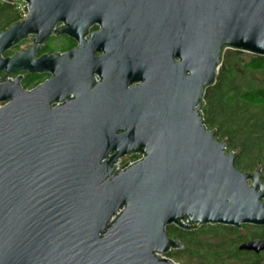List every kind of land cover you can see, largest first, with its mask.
<instances>
[{
  "label": "water",
  "instance_id": "water-1",
  "mask_svg": "<svg viewBox=\"0 0 264 264\" xmlns=\"http://www.w3.org/2000/svg\"><path fill=\"white\" fill-rule=\"evenodd\" d=\"M9 1L28 13L0 34V264H176L159 257L183 247L167 226L264 227L263 169L238 171L199 114L226 49L264 57V0ZM51 36L77 48L36 57ZM110 37H126L121 81L93 57ZM22 72L50 79L3 83Z\"/></svg>",
  "mask_w": 264,
  "mask_h": 264
},
{
  "label": "trees",
  "instance_id": "trees-1",
  "mask_svg": "<svg viewBox=\"0 0 264 264\" xmlns=\"http://www.w3.org/2000/svg\"><path fill=\"white\" fill-rule=\"evenodd\" d=\"M20 21L16 2L0 0V34ZM243 54L224 51L215 83L203 93L199 114L205 129L214 132L226 153L235 155V168L242 173L262 168L264 184V57L248 54L245 60ZM10 55L6 51L3 57ZM165 233L183 246L167 254L178 263L264 264V252L238 250L246 241L264 240V227L206 224L185 231L170 225Z\"/></svg>",
  "mask_w": 264,
  "mask_h": 264
},
{
  "label": "flooded vegetation",
  "instance_id": "flooded-vegetation-1",
  "mask_svg": "<svg viewBox=\"0 0 264 264\" xmlns=\"http://www.w3.org/2000/svg\"><path fill=\"white\" fill-rule=\"evenodd\" d=\"M102 29V26L99 23H94L91 29L89 30V34H98ZM110 43L112 42L113 45L109 47V40H108V47H104L99 40L96 43L95 50L93 52V57L96 60L102 59L103 57H107L108 63L104 67L105 72L102 73L103 75L107 76L113 81H121L124 79L126 74V37L119 38V37H110ZM113 38V39H112ZM87 40V38H85ZM33 36H28L25 40L20 42L14 48L8 50L11 52L10 57L20 51L26 50L30 48L33 43ZM77 48V43L69 38L68 36H51L42 46H40L39 52L36 57H40L43 55H53L58 54L60 56L65 55L66 53L74 50ZM3 57V54H2ZM5 58V57H3ZM7 58V57H6ZM174 62H178V59H175ZM3 77V74H0V78ZM17 79H20V87L30 92L35 89L37 86L45 83L50 79V75L43 73V74H29L27 72H22L18 74H10L7 76L3 83L13 82ZM31 81L29 82L28 80ZM102 82V76L99 73H94L93 75V86ZM142 82L133 83L127 86V89H130L133 86L141 84ZM126 89V86H125ZM72 98V97H71ZM4 104H0L2 107ZM61 103L54 104L52 108H56L60 106ZM176 241V240H175ZM179 242V241H178Z\"/></svg>",
  "mask_w": 264,
  "mask_h": 264
},
{
  "label": "built area",
  "instance_id": "built-area-1",
  "mask_svg": "<svg viewBox=\"0 0 264 264\" xmlns=\"http://www.w3.org/2000/svg\"><path fill=\"white\" fill-rule=\"evenodd\" d=\"M17 3V10L18 13L20 15L21 21L25 19V17L27 16V6L25 3L21 2V1H15ZM143 159L142 154H130V155H125L122 158L118 159L115 164L113 165L115 172L122 167L125 163H127L126 165H124L122 168H120L118 170L119 172L124 171L125 169H127L129 166H132L133 164H135L138 161H141Z\"/></svg>",
  "mask_w": 264,
  "mask_h": 264
},
{
  "label": "rangeland",
  "instance_id": "rangeland-1",
  "mask_svg": "<svg viewBox=\"0 0 264 264\" xmlns=\"http://www.w3.org/2000/svg\"><path fill=\"white\" fill-rule=\"evenodd\" d=\"M13 2H15V1H13ZM16 6H17V3H16ZM248 54L247 53H244L243 54V59H245V60H247V58H248ZM256 78L257 79H259V78H261V76H256ZM247 226H249V225H247ZM254 227V226H253ZM242 233L243 234H245V233H248V231L247 230H242ZM254 240V239H253ZM160 258H164V259H169L168 257H167V255L165 254V255H162V256H159ZM173 261V260H172ZM174 263H176V264H182V263H178V262H176V261H173Z\"/></svg>",
  "mask_w": 264,
  "mask_h": 264
}]
</instances>
